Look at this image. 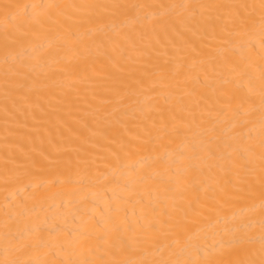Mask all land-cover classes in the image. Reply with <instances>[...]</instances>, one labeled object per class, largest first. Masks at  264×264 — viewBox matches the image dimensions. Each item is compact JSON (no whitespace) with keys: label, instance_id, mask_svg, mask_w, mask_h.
Instances as JSON below:
<instances>
[{"label":"bare ground","instance_id":"6f19581e","mask_svg":"<svg viewBox=\"0 0 264 264\" xmlns=\"http://www.w3.org/2000/svg\"><path fill=\"white\" fill-rule=\"evenodd\" d=\"M0 264H264V0H0Z\"/></svg>","mask_w":264,"mask_h":264}]
</instances>
